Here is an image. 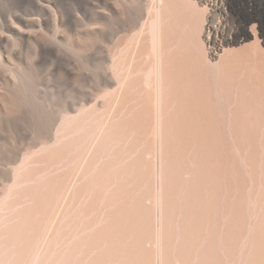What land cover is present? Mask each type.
<instances>
[{"label":"bare ground","instance_id":"bare-ground-1","mask_svg":"<svg viewBox=\"0 0 264 264\" xmlns=\"http://www.w3.org/2000/svg\"><path fill=\"white\" fill-rule=\"evenodd\" d=\"M118 1H9L0 264H264V0ZM29 6L37 18L19 15ZM100 21L127 36L148 24L125 51L113 35L123 74L85 72L96 55L77 37L96 39ZM38 77L87 87L55 131L58 111L39 122L24 90Z\"/></svg>","mask_w":264,"mask_h":264},{"label":"rangeland","instance_id":"rangeland-1","mask_svg":"<svg viewBox=\"0 0 264 264\" xmlns=\"http://www.w3.org/2000/svg\"><path fill=\"white\" fill-rule=\"evenodd\" d=\"M9 1L10 0H0V30H2V29H5L6 27L5 26H7L8 25V27L10 26L13 30H14V32H17V30L15 31V29H18V26L16 25L17 23L16 22H14V21H12V20H10V15H11V13H13L14 11H12L11 9H10V7H9ZM121 1V4H120V2L118 1L117 2V7L118 8H120L121 9V7L122 8H124V7H128V5H130L131 4V1L132 0H120ZM146 1V0H145ZM128 2V3H127ZM147 2V1H146ZM145 4V3H144ZM122 5V6H121ZM147 5H148V2H147ZM146 5V6H147ZM145 6V5H144ZM144 9H145V11H144V13H145V15H144V17H147L146 15L149 13L150 14V12L148 11V8L146 9L145 7H144ZM143 9V10H144ZM34 10V11H33ZM26 11H27V13H26ZM26 11H24V13L23 14H19V15H22V17L23 18H25V19H27L26 17H30V19H35V18H37V16H38V13L36 12V10L35 9H33L31 6H29L28 7V9L26 10ZM32 13V14H31ZM29 19V18H28ZM144 19V22H145V19H147V18H143ZM141 21H143V20H141ZM148 21V20H147ZM147 21L145 22V23H147ZM8 22V23H7ZM81 22V24L82 25H90L91 23H89V21L88 20H81L80 21ZM88 22V23H87ZM143 22V23H144ZM16 23V24H15ZM143 23H141V25H139L138 26V28H137V26H136V32H135V30H134V32H132L133 34H131L129 37L127 36V34H130L131 32H129V31H132L134 28H129L127 31L129 32H127L126 30H124L123 32L121 31L122 29H120V30H114L111 26H108L107 28L105 27V25H106V22L105 21H100V22H98L96 25L94 24V27H96L97 29H99L100 31H101V33L98 35V37L96 38V39H92L91 41H90V39H87V38H84V37H81V36H78L77 37V39L79 40V42L81 43V45H82V49H80V50H83V48L85 49V50H91V52L94 50L95 51V54H94V51L92 52L93 53V56H95L96 58H93V60L94 61H92V62H89V65L87 66V68H86V70H85V72L87 73V74H93L95 71H97L99 68H101L102 66H103V64H104V68H106L108 71H110V72H114V70H117V71H120V73L121 74H123L125 71L123 70V69H125L126 70V66H127V62H128V56L126 57L127 59H126V61H124V63H126V64H124V66L121 64H118V60H119V57H117L118 55H116V57L118 58H116V59H114V56H112L113 55V53L114 52H116V51H119L118 49H121L123 46H121V45H123L124 43H126V44H129L128 42H126L125 40H127L128 38H129V40H134L136 37H134L133 38V36H134V33H137L138 31H139V29H140V27L142 28V30H144V29H146L145 27H147V25H142ZM144 23V24H145ZM10 24V25H9ZM145 26V27H144ZM15 28V29H14ZM114 30V31H113ZM147 30V29H146ZM105 31V32H104ZM110 31H112V32H110ZM116 31L118 32V33H124V35H122V34H120V35H122V36H120L118 33H116ZM119 31H121V32H119ZM69 32V34H67ZM110 32V33H109ZM114 32V33H113ZM143 32H147V31H143ZM65 34H66V36H65ZM104 36V38H103V36ZM108 36H107V35ZM117 34V35H116ZM126 34V35H125ZM8 35H9V33H8ZM71 35V36H70ZM120 36V37H122V38H124L125 36H127V38H124V41L125 42H122L121 41V39L122 38H119L118 37V39H120V41L121 42H119V40H117V37H114V36ZM63 36H65V37H68V38H71L72 37V34H71V32L70 31H64L63 32ZM106 36V37H105ZM113 36V37H112ZM124 36V37H123ZM147 35H145V37H146ZM10 37H12L11 39L13 40H16V38H15V36L14 35H11ZM143 38H145L144 37V35L142 36ZM106 38V39H105ZM111 38H112V40H111ZM116 38V39H115ZM102 40V42H101V40ZM113 39L116 41H118L121 45L119 46V48L115 45V44H119V43H116V42H114L113 41ZM84 40V41H83ZM104 40V41H103ZM111 40V41H110ZM106 41V42H105ZM107 41L109 42V43H107ZM131 41V42H132ZM96 42V43H95ZM123 43V44H122ZM102 44V45H101ZM107 44V45H106ZM109 44V45H108ZM111 44V45H110ZM126 44H124V47H123V49H124V51H125V45ZM131 44V43H130ZM86 46V47H85ZM97 46H98V48H97ZM103 46H105V48L103 47ZM110 46H112L113 48H116L117 50L115 51L112 47L111 48H109ZM109 49H113L112 51L111 50H109ZM127 47V46H126ZM128 47H129V45H128ZM95 48V49H94ZM107 48V49H106ZM104 49V50H103ZM122 49V50H123ZM106 50H109V52L108 51H106ZM129 50V49H128ZM97 51V52H96ZM99 51V52H98ZM103 51V52H102ZM105 52H107V53H105ZM113 52V53H112ZM120 52H122V51H120ZM126 52H128V51H126ZM125 52V53H126ZM130 52V51H129ZM102 54V56L101 57H103V58H101L100 57V55ZM112 54L111 55V57L110 58H112L113 57V59H110L109 57H107V54ZM124 53V52H123ZM124 53V55H127V53L125 54ZM99 54V55H98ZM114 54H116V53H114ZM117 54H119V52L117 53ZM130 54V53H129ZM32 55H33V49H32V47H30V46H25V48L22 50V56L24 57V60L27 62L28 60H29V57L31 56L32 57ZM120 55V54H119ZM123 55V54H122ZM123 55V56H124ZM29 56V57H28ZM123 56H121V57H123ZM27 57V58H26ZM30 57V58H31ZM28 59V60H26V59ZM108 58V59H107ZM123 60H125V56L123 57V59L121 60V61H123ZM102 61H104V62H102ZM94 62V63H93ZM120 62V61H119ZM93 63V64H92ZM95 63H97V64H95ZM114 64V66H115V63H117L116 65L118 66V67H116V68H119V69H114L115 67H112V65ZM92 64V65H91ZM110 64H112V65H110ZM100 65V66H99ZM119 65L120 66H122V70L124 71H122V70H120L121 68L119 67ZM106 66V67H105ZM10 67H3V69L4 70H7V72H10L8 69H9ZM82 69H83V66H82ZM89 70H90V73H89ZM39 78V77H38ZM38 78H37V80H35L34 81V83L33 84H37V87L35 86V87H32V89L31 88H24V90L25 91H27V92H29L30 93V104H31V106H32V110H33V112L35 113V115H37L38 117H39V122H41L42 121V119L43 120H45L46 122L45 123H47V122H51L52 123V121H53V116H51L50 117V114L48 115V118L49 119H45L44 117H45V115H43V113H44V110L43 109H47V110H49V111H51V109H52V111L55 113V111H58V112H56V114L58 115V120H56L55 122H54V125H53V129H54V131L57 129L56 127H57V125L59 124V121H60V115H61V110H62V104L65 102V104H66V101L65 100H67V102H68V104H70V102H71V100L73 99V96L74 95H78V96H82V94H85V91L87 90V87L86 86H83L81 83L82 82H80L79 83V85L77 86H75L74 87V89H72L71 87H63V86H61L59 83H57L56 82V80L55 79H52V78H45V77H40L39 78V80H38ZM46 79V80H45ZM57 84H59L60 86L59 87H57L58 85ZM78 84V83H77ZM56 87H55V86ZM54 86V87H53ZM61 87H62V90H60L61 91V93H59V89H61ZM78 87H80V89H78ZM49 88V89H48ZM27 89V90H26ZM89 89V88H88ZM64 90V91H63ZM78 90V91H77ZM79 90H80V92H79ZM90 90V89H89ZM63 91V92H62ZM70 91H72L71 93H70ZM92 90H90L89 92H91ZM93 92V91H92ZM53 93V94H52ZM59 93V94H58ZM48 94V95H47ZM55 94V95H54ZM63 94V96H64V98H63V96H59V95H62ZM54 95V96H53ZM65 96H66V99H65ZM52 97V98H51ZM60 97V98H59ZM52 100H51V99ZM55 99V100H54ZM60 99V102L58 101V100ZM64 99V100H63ZM62 100V101H61ZM56 101V102H55ZM49 102V103H48ZM52 103V104H51ZM58 103V104H57ZM62 103V104H61ZM91 102H89V104H90ZM51 105H54V107L52 108V106ZM74 106L77 108V109H79L80 108V104L78 103V102H75L74 103ZM84 112H82L81 113V115L84 117V116H87L88 115V107H89V105H88V103H86V105H84ZM38 108V109H37ZM90 108V107H89ZM35 109V110H34ZM56 109V110H55ZM60 110V111H59ZM40 113V114H39ZM87 114V115H86ZM78 115V114H77ZM81 115H78V118H81ZM89 119H90V117H89ZM50 120V121H49ZM91 120H92V118H91ZM58 121V122H57ZM88 123H91L92 121H87ZM56 125V126H55ZM56 128V129H55ZM40 142H42V140H40ZM29 144V145H28ZM28 144H26V145H24V147H23V149H22V154H26V153H28L29 154V152H27V149L29 148V146H33V144H32V142L30 141V143H28ZM30 144H32V145H30ZM36 145V146H35ZM35 145H34V147L33 148H29L30 150V152H31V149H35V148H37V146H38V142H36L35 143ZM0 148H2V147H0ZM81 157H82V153H80V154H77V160L79 161L80 159H81ZM17 162V161H16ZM19 163V161L17 162V164ZM5 174L3 175V172H0V187L2 186V188H0V192H2V190L4 189V187H3V185L4 184H6V182H5ZM4 183V184H3ZM5 186V185H4Z\"/></svg>","mask_w":264,"mask_h":264}]
</instances>
